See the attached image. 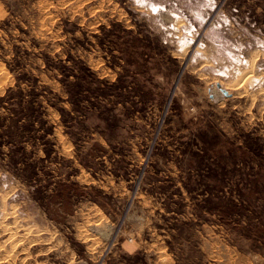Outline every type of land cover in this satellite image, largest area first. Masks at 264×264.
<instances>
[{
  "label": "rangeland",
  "instance_id": "1",
  "mask_svg": "<svg viewBox=\"0 0 264 264\" xmlns=\"http://www.w3.org/2000/svg\"><path fill=\"white\" fill-rule=\"evenodd\" d=\"M0 98V264H264V0H0Z\"/></svg>",
  "mask_w": 264,
  "mask_h": 264
},
{
  "label": "trees",
  "instance_id": "2",
  "mask_svg": "<svg viewBox=\"0 0 264 264\" xmlns=\"http://www.w3.org/2000/svg\"><path fill=\"white\" fill-rule=\"evenodd\" d=\"M71 93V96L70 97H74V91L73 92H70ZM38 94L35 93V92H32L31 94V97L29 98V100L27 101L28 105H29V108L31 109V111L34 112V116L33 118L31 119L30 123L28 124L29 126V129L32 130V131H38L37 127H35V123L36 122H39L40 124V127L44 124V120L42 117H40L41 115L38 113V109L37 107H40V104L39 106H36V103L38 102L39 98H38ZM0 100H3V98H0ZM74 101H75V97H74ZM42 106V105H41ZM17 121H20L19 119H17L16 121H14V124L15 125H18ZM46 130L41 133V135L39 136L40 139H45L50 133H51V130L47 127L45 128ZM15 165L17 164L16 162H14ZM30 167V166H29Z\"/></svg>",
  "mask_w": 264,
  "mask_h": 264
},
{
  "label": "water",
  "instance_id": "3",
  "mask_svg": "<svg viewBox=\"0 0 264 264\" xmlns=\"http://www.w3.org/2000/svg\"><path fill=\"white\" fill-rule=\"evenodd\" d=\"M217 87L218 88H220L221 89V85H217ZM223 93H226L227 94V92L223 89V90H221Z\"/></svg>",
  "mask_w": 264,
  "mask_h": 264
},
{
  "label": "bare ground",
  "instance_id": "4",
  "mask_svg": "<svg viewBox=\"0 0 264 264\" xmlns=\"http://www.w3.org/2000/svg\"><path fill=\"white\" fill-rule=\"evenodd\" d=\"M218 83H219V82H218ZM93 226H96V225H93ZM96 227H98V225H97Z\"/></svg>",
  "mask_w": 264,
  "mask_h": 264
}]
</instances>
